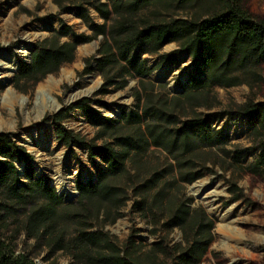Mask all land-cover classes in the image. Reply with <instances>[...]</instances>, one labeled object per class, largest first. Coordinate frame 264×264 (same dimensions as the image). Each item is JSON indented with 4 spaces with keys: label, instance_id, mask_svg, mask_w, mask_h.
Wrapping results in <instances>:
<instances>
[{
    "label": "trees",
    "instance_id": "1",
    "mask_svg": "<svg viewBox=\"0 0 264 264\" xmlns=\"http://www.w3.org/2000/svg\"><path fill=\"white\" fill-rule=\"evenodd\" d=\"M55 1L62 6L61 0ZM69 1L91 33H76L62 24L33 46L28 61L19 63L16 81L36 84L71 62L78 44L101 36L95 66L104 86L122 88L127 77L135 78L134 104L121 106L117 118H99L88 99L77 101L75 106L96 127L90 140L65 129L60 123L63 114L53 116L59 139L67 145H85L91 159L98 156L104 162L96 180L75 181L77 195L69 201L42 177L28 174L20 182L13 161L28 162L31 155L7 133H0V208L5 210L0 218L21 210L29 238L79 263L145 264L131 237L119 242L105 229L128 212L152 228H177L184 243L179 264H197L212 239L214 222L204 208L190 204L183 188L213 171L210 154L224 150L229 141L222 131L211 128L210 118L249 113L256 159L264 163V104L248 99L234 111L199 109L212 107L214 88L245 83L251 90L254 81L262 80L264 19L252 15L248 0ZM89 8L101 23L92 21ZM66 34L72 39L62 41ZM168 42L185 50L203 74L190 76L176 94L166 91L164 84L156 87L141 59L143 53H156ZM128 203L131 208L126 211ZM160 250L161 245L155 244L148 253ZM0 264L34 263L26 255L9 253L0 240Z\"/></svg>",
    "mask_w": 264,
    "mask_h": 264
},
{
    "label": "rangeland",
    "instance_id": "2",
    "mask_svg": "<svg viewBox=\"0 0 264 264\" xmlns=\"http://www.w3.org/2000/svg\"><path fill=\"white\" fill-rule=\"evenodd\" d=\"M61 1L62 6L55 0H0V133H7L15 144L31 155L28 162L23 159L13 161L20 182L31 174L44 178L55 189V181L70 180L76 190L75 181L96 180L97 170L104 162L98 156L91 159L85 145L79 142L67 145L59 139L53 116L63 114L60 123L65 129L90 140L96 127L86 112L75 106L76 102L86 98L96 117L117 118L121 106L133 107L132 88L136 79L127 77L122 88L104 86V79L93 66L100 56L101 37L97 36L78 44L71 62L45 75L36 84L16 81L19 63L28 61L33 46L59 30L62 24L69 25L76 33H91L90 26L78 16L74 4L69 0ZM247 7L252 15L264 19V0H248ZM89 11L93 22H102L93 8ZM71 39L70 34L61 37L62 41ZM141 59L149 70L147 78L156 87L164 84L171 94L181 91L190 76L203 77L201 67L175 42L164 44L156 53H143ZM62 72L74 73L72 83L63 80L60 89L40 98L38 87L43 85L48 89L60 79ZM259 72L262 80L254 81L251 90L245 83L214 88L216 99L212 100V107L199 110L205 113L234 111L248 99L264 104V62ZM5 79L6 84H3ZM50 102L57 105L55 109L47 108ZM250 120L249 113L237 118L227 114L210 118L211 128L222 131L229 141L224 150L210 154V161L215 163L213 171L203 173L183 188L190 204L204 208L214 222L212 239L197 264H264V163L256 159V139L250 134ZM198 185H203L204 189L197 195L192 189ZM126 208V211L131 208L130 203ZM4 212L0 208V214ZM227 217L225 223L231 230L225 233L220 225ZM22 220L19 209L0 218V240L9 253L26 255L34 264H83L62 251L50 252L29 238L23 230ZM105 229L119 242L131 237L139 246L138 256L146 259L145 264H179L184 243L177 228L169 231L163 226L152 228L140 217L126 212ZM155 244H160L161 250L148 253Z\"/></svg>",
    "mask_w": 264,
    "mask_h": 264
},
{
    "label": "bare ground",
    "instance_id": "3",
    "mask_svg": "<svg viewBox=\"0 0 264 264\" xmlns=\"http://www.w3.org/2000/svg\"><path fill=\"white\" fill-rule=\"evenodd\" d=\"M9 69H11V68H9ZM73 77H74L73 72H71V73L62 72L60 79L53 82L52 86H48V89H45V86L40 85L37 89L38 96L41 98L45 93H49L52 90L60 89V85H61L63 80H67L68 82L72 83ZM6 81H7V79L4 80L3 84H6ZM56 106L57 105L55 103L50 102V104L47 106V108L52 110V109H55ZM55 184H56V188H57L56 190H58L59 192H62L65 197H67V198H74L75 197L76 190H75L74 186H72V183L70 180L55 181ZM203 189H204L203 185H198V186H193L192 190L195 194L198 195L199 192L202 193ZM210 204H212V203H210ZM222 221L224 223H221L220 229L225 233L230 232L231 229H229V228H231V227H228L225 223V222H228V217L223 218Z\"/></svg>",
    "mask_w": 264,
    "mask_h": 264
},
{
    "label": "water",
    "instance_id": "4",
    "mask_svg": "<svg viewBox=\"0 0 264 264\" xmlns=\"http://www.w3.org/2000/svg\"><path fill=\"white\" fill-rule=\"evenodd\" d=\"M99 37H101V36H99ZM93 66H95V63L93 64ZM56 191H57L58 194L63 195L62 192H59L58 190H56ZM76 195H77V189H76ZM76 195H75V196H76ZM72 199H73V198H67V197L64 196V200H66V201H69V200H72Z\"/></svg>",
    "mask_w": 264,
    "mask_h": 264
}]
</instances>
